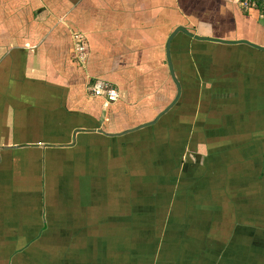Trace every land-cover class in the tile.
I'll use <instances>...</instances> for the list:
<instances>
[{"label":"crops","instance_id":"1","mask_svg":"<svg viewBox=\"0 0 264 264\" xmlns=\"http://www.w3.org/2000/svg\"><path fill=\"white\" fill-rule=\"evenodd\" d=\"M255 45L240 0H0V264H264Z\"/></svg>","mask_w":264,"mask_h":264},{"label":"built area","instance_id":"2","mask_svg":"<svg viewBox=\"0 0 264 264\" xmlns=\"http://www.w3.org/2000/svg\"><path fill=\"white\" fill-rule=\"evenodd\" d=\"M240 2L245 6H258L259 4L264 6V0H240ZM76 42L82 39V36L76 34ZM76 51L78 52L79 59L84 62L86 60L85 45L82 41H79L76 45ZM94 96L105 99L108 103H115L119 100L120 95L116 88L112 87L108 83L98 81L91 87Z\"/></svg>","mask_w":264,"mask_h":264},{"label":"trees","instance_id":"3","mask_svg":"<svg viewBox=\"0 0 264 264\" xmlns=\"http://www.w3.org/2000/svg\"><path fill=\"white\" fill-rule=\"evenodd\" d=\"M257 7H258L259 9H261V11L264 12V6H262V5L259 4Z\"/></svg>","mask_w":264,"mask_h":264},{"label":"water","instance_id":"4","mask_svg":"<svg viewBox=\"0 0 264 264\" xmlns=\"http://www.w3.org/2000/svg\"><path fill=\"white\" fill-rule=\"evenodd\" d=\"M195 37H196V36H195ZM216 41H217V40H216ZM220 42H224V41H221V40H220ZM224 43H225V42H224ZM247 43H248V42H247ZM255 47H258V46L255 45ZM258 48H260V49H264V48H262V47H258Z\"/></svg>","mask_w":264,"mask_h":264},{"label":"rangeland","instance_id":"5","mask_svg":"<svg viewBox=\"0 0 264 264\" xmlns=\"http://www.w3.org/2000/svg\"><path fill=\"white\" fill-rule=\"evenodd\" d=\"M162 187L165 188V191H166V189H167V191H168V188H169L168 186L166 187V186L164 185V186H162Z\"/></svg>","mask_w":264,"mask_h":264}]
</instances>
